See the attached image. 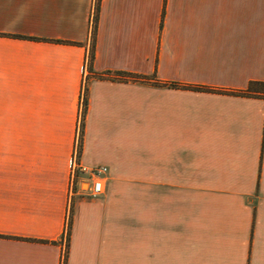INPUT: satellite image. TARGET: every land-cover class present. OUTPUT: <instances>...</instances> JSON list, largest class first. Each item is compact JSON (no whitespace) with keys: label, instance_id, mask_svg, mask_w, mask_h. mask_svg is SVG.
I'll use <instances>...</instances> for the list:
<instances>
[{"label":"crops","instance_id":"0c3cea01","mask_svg":"<svg viewBox=\"0 0 264 264\" xmlns=\"http://www.w3.org/2000/svg\"><path fill=\"white\" fill-rule=\"evenodd\" d=\"M252 83L264 0H0V264H264Z\"/></svg>","mask_w":264,"mask_h":264},{"label":"built area","instance_id":"2783aa9c","mask_svg":"<svg viewBox=\"0 0 264 264\" xmlns=\"http://www.w3.org/2000/svg\"><path fill=\"white\" fill-rule=\"evenodd\" d=\"M85 98V92H83L81 100L82 109H84ZM81 125L82 120L79 123L77 149L75 150L71 162L70 190L74 193L77 187H80V189L83 190L87 196L97 198L105 192V181L108 175V168L106 166L90 167L83 165L78 161ZM83 183H86L87 189L82 187Z\"/></svg>","mask_w":264,"mask_h":264},{"label":"trees","instance_id":"16d2710c","mask_svg":"<svg viewBox=\"0 0 264 264\" xmlns=\"http://www.w3.org/2000/svg\"><path fill=\"white\" fill-rule=\"evenodd\" d=\"M98 15H99V6L96 8L95 17H94L95 29H94V32H93V48L91 50L90 59H89L90 69H92V63H93V59H94V50H93L94 49V36H95V33H96V23H97V20H98ZM21 38H27V37H21ZM176 86L177 85H175V87ZM255 86H263L264 87V83H252L248 92H250L251 89L253 87H255ZM87 106H88V101H87V98H85V100H84V109H83V121H82L81 132H80L79 151L81 150L82 143H83V135H84V127H85L84 118H85V114H86V111H87ZM66 232H67V237H68V241H69L70 232H71V219H70V221L68 223V227H67V231ZM66 263H67V252L65 253L64 260H63V264H66Z\"/></svg>","mask_w":264,"mask_h":264},{"label":"rangeland","instance_id":"374dc122","mask_svg":"<svg viewBox=\"0 0 264 264\" xmlns=\"http://www.w3.org/2000/svg\"><path fill=\"white\" fill-rule=\"evenodd\" d=\"M254 88L263 89L264 87H263V86H256V87H254ZM84 189H87V185H86V186H84Z\"/></svg>","mask_w":264,"mask_h":264}]
</instances>
